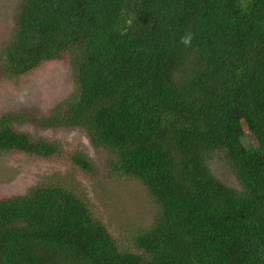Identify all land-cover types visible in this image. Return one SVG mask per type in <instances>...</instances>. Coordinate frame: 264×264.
Listing matches in <instances>:
<instances>
[{
  "label": "trees",
  "instance_id": "16d2710c",
  "mask_svg": "<svg viewBox=\"0 0 264 264\" xmlns=\"http://www.w3.org/2000/svg\"><path fill=\"white\" fill-rule=\"evenodd\" d=\"M18 4L1 72L61 61L74 85L47 116L0 115V155L63 153L19 123L79 128L90 143L76 145V173L98 176L102 150L157 208L119 239L71 187L32 185L0 198V264H264V0Z\"/></svg>",
  "mask_w": 264,
  "mask_h": 264
},
{
  "label": "rangeland",
  "instance_id": "374dc122",
  "mask_svg": "<svg viewBox=\"0 0 264 264\" xmlns=\"http://www.w3.org/2000/svg\"><path fill=\"white\" fill-rule=\"evenodd\" d=\"M19 0H0V47L13 32V18ZM74 85L70 66L61 61L42 64L36 70L19 78L9 79L0 70V115L27 114L31 118L44 117L48 111L72 91ZM36 138H46L63 146V153L52 159L24 155H0V198L25 193L32 185L55 183L71 187L87 197L101 222L107 224L115 238L129 240L130 234L146 227L156 216L153 201L136 180L113 176L109 160L102 150L92 153L94 173L78 174L73 153L80 144L85 151L88 137L79 128H45L32 121L19 123ZM90 143V142H89ZM217 173L229 183L231 174L220 162H214ZM236 186L237 183L234 181ZM137 225V227H133ZM135 228V229H134Z\"/></svg>",
  "mask_w": 264,
  "mask_h": 264
},
{
  "label": "clouds",
  "instance_id": "9594fccd",
  "mask_svg": "<svg viewBox=\"0 0 264 264\" xmlns=\"http://www.w3.org/2000/svg\"><path fill=\"white\" fill-rule=\"evenodd\" d=\"M192 39H193L192 34L187 33L185 36L181 38V43L184 44L185 46H190Z\"/></svg>",
  "mask_w": 264,
  "mask_h": 264
}]
</instances>
